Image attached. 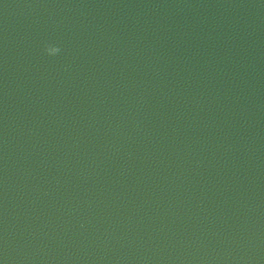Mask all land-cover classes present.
<instances>
[{"label":"water","instance_id":"1","mask_svg":"<svg viewBox=\"0 0 264 264\" xmlns=\"http://www.w3.org/2000/svg\"><path fill=\"white\" fill-rule=\"evenodd\" d=\"M0 264H264V0H0Z\"/></svg>","mask_w":264,"mask_h":264},{"label":"clouds","instance_id":"2","mask_svg":"<svg viewBox=\"0 0 264 264\" xmlns=\"http://www.w3.org/2000/svg\"><path fill=\"white\" fill-rule=\"evenodd\" d=\"M60 51H61V49L58 46H54V45H46L44 48L45 54H47L49 56L58 55L60 53Z\"/></svg>","mask_w":264,"mask_h":264}]
</instances>
